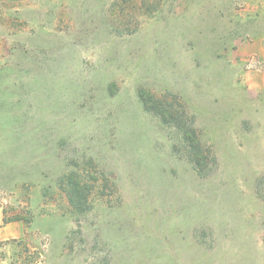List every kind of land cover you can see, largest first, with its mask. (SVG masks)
<instances>
[{"label":"rangeland","instance_id":"374dc122","mask_svg":"<svg viewBox=\"0 0 264 264\" xmlns=\"http://www.w3.org/2000/svg\"><path fill=\"white\" fill-rule=\"evenodd\" d=\"M259 36L264 0H0V264H264ZM141 87L185 104L204 171Z\"/></svg>","mask_w":264,"mask_h":264},{"label":"trees","instance_id":"16d2710c","mask_svg":"<svg viewBox=\"0 0 264 264\" xmlns=\"http://www.w3.org/2000/svg\"><path fill=\"white\" fill-rule=\"evenodd\" d=\"M139 96L147 111L158 116L164 125L174 126L177 129L180 134L179 139L183 141L185 149L189 150L190 160L198 172L204 171L206 168L205 160L208 157L204 154L200 134L194 125V119L188 117L185 104L180 102L177 97L169 100L167 97L155 96L143 87L139 90ZM86 175V173L75 170L69 175L68 186L61 184L72 207L82 212L90 207L88 200L94 189L91 182L83 180ZM93 178L95 179L94 176L90 179ZM62 181L64 182V178Z\"/></svg>","mask_w":264,"mask_h":264},{"label":"crops","instance_id":"0c3cea01","mask_svg":"<svg viewBox=\"0 0 264 264\" xmlns=\"http://www.w3.org/2000/svg\"><path fill=\"white\" fill-rule=\"evenodd\" d=\"M255 38H258V40H256V41H259L261 43H264V36H259V37H255ZM0 66H3V65L1 64ZM262 71H263V77H264V69H262ZM263 84H264V80H263L262 85ZM1 108H2V102L0 103V115L3 113V108L2 109ZM141 108L143 109V111L145 113L148 114V115L146 114L147 117H149V115L154 116V117L157 118L155 120L156 123H159V124H162L163 125L161 119L158 116H156L155 114L153 115V113L147 111L145 109L144 105H142ZM191 111L193 113H195V114H198V112H200V110H197V108L193 107V105H191ZM123 118L125 119L123 122H124L125 126H127V127L130 126L132 122H135L134 116L132 114H126ZM11 229H12V227L11 228L5 227V230H3V235L0 236V238L3 239V240H5V241H9L11 239H15L22 232L21 229L19 231L18 230L17 231L16 230L15 231H12Z\"/></svg>","mask_w":264,"mask_h":264}]
</instances>
